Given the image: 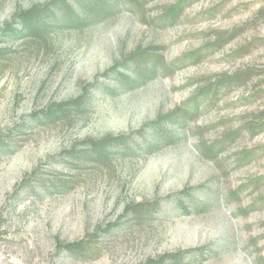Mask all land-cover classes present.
I'll use <instances>...</instances> for the list:
<instances>
[{"label":"rangeland","instance_id":"374dc122","mask_svg":"<svg viewBox=\"0 0 264 264\" xmlns=\"http://www.w3.org/2000/svg\"><path fill=\"white\" fill-rule=\"evenodd\" d=\"M263 119L264 0H0V264H264Z\"/></svg>","mask_w":264,"mask_h":264},{"label":"trees","instance_id":"16d2710c","mask_svg":"<svg viewBox=\"0 0 264 264\" xmlns=\"http://www.w3.org/2000/svg\"><path fill=\"white\" fill-rule=\"evenodd\" d=\"M106 5V4H105ZM182 6L181 5H178L176 6L175 8H172L170 11H169V17L173 18L176 14V12H178L179 10H181ZM142 71V68L139 70V72ZM236 79L233 77V78H225L221 81H219L217 83V86H216V91L223 85H226V84H229V83H233ZM208 91V90H207ZM202 94L201 93H197V95L194 97L193 99V102L194 103H197V100L199 98H201ZM215 95H216V92H215ZM205 96V95H203ZM77 101H73L72 103H75ZM264 126V119L262 120V122L256 127V128H262ZM109 144L112 142V141H108ZM178 204L181 205L182 202L181 201H178ZM86 242L85 241H77V242H72V243H66L63 245V249L64 250H68V251H71V252H78V253H88L90 250L89 246L85 244Z\"/></svg>","mask_w":264,"mask_h":264}]
</instances>
